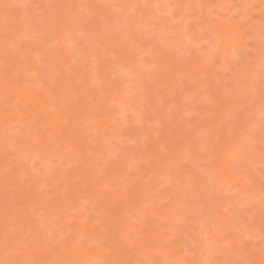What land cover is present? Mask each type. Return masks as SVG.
<instances>
[{
    "label": "clouds",
    "instance_id": "obj_1",
    "mask_svg": "<svg viewBox=\"0 0 264 264\" xmlns=\"http://www.w3.org/2000/svg\"><path fill=\"white\" fill-rule=\"evenodd\" d=\"M0 264H264V0H0Z\"/></svg>",
    "mask_w": 264,
    "mask_h": 264
},
{
    "label": "snow or ice",
    "instance_id": "obj_2",
    "mask_svg": "<svg viewBox=\"0 0 264 264\" xmlns=\"http://www.w3.org/2000/svg\"><path fill=\"white\" fill-rule=\"evenodd\" d=\"M237 179H242V177H237ZM127 189L124 188V189H121V191H126Z\"/></svg>",
    "mask_w": 264,
    "mask_h": 264
}]
</instances>
